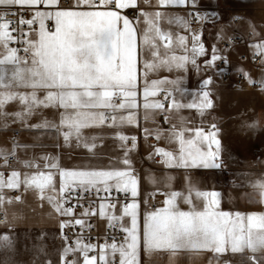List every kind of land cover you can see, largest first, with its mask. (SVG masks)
Masks as SVG:
<instances>
[{
	"label": "snow or ice",
	"instance_id": "1",
	"mask_svg": "<svg viewBox=\"0 0 264 264\" xmlns=\"http://www.w3.org/2000/svg\"><path fill=\"white\" fill-rule=\"evenodd\" d=\"M141 3L147 8H141ZM176 6L195 9L196 0H155L154 5L152 0H0V116L29 129L50 130L62 137L64 145L94 154L101 137L89 135L87 130L138 126L140 107L144 109V120L161 115L166 124L170 121L168 114L182 108H197L201 113L212 108L210 91L201 93L198 104L183 103L175 94L182 92L180 79H148L150 72L161 69L186 70L189 64L200 69L197 57L205 54L200 35L192 31L188 54V37L174 36L163 27L165 20L169 25L174 23L165 10ZM125 10H135L138 16L130 19ZM189 15L196 22L205 18L198 10ZM176 22L188 30L185 17H177ZM139 23L144 25L142 29H138ZM174 44L185 54L177 56ZM252 47L255 56L264 57V42ZM218 60L227 63L213 48L204 64L214 67ZM224 71L217 69L218 73ZM141 79L142 105L138 102ZM212 82L208 77L202 87L207 89ZM249 82L256 83L250 77ZM9 104L18 105L19 110L6 111ZM48 108L59 112L58 122L42 118L39 123H28L40 110ZM211 127L214 131L207 133L202 128L176 125L171 129L157 128L154 133L144 129L146 138H164L179 146L178 153L155 147L149 158L160 157L168 168H220V140L216 125ZM186 131L193 135L186 136ZM114 135L125 149L122 163L126 167L122 169L62 168L52 157L44 156L40 158L43 170L32 160L25 161L24 167L36 171L21 173L13 169L7 177L0 172V215L7 217L9 205L23 203V195L7 196L5 190L23 188V192L32 191L40 201H47L54 214L73 217L60 221L61 232L79 226L81 235L74 242L63 235L60 264H141V251L151 259L158 252L174 256L181 250H210L217 254L247 251L252 253V264H260L255 254L264 253V213L221 211L219 193L215 191L195 190V196L203 201L201 209L192 205V189L187 194L176 190L160 193L165 196L163 207L145 214L141 234L139 179L128 159V152L136 148V138L120 131ZM19 147L14 143L8 152L0 150V160L6 168H11ZM252 187L259 190L264 201V180L253 182ZM121 195L131 201L125 202L117 215L114 210ZM89 197L92 203L100 201L98 209L91 205L85 208L80 203ZM180 199L192 205L190 210H181ZM76 207L83 209L81 218L75 217ZM96 215L105 218L110 228L118 227L125 234L123 239L118 241L113 236L110 242L97 245L84 238L82 232L91 224L83 217ZM125 217L130 218V225L124 223ZM10 245L8 236L0 237V247Z\"/></svg>",
	"mask_w": 264,
	"mask_h": 264
},
{
	"label": "crops",
	"instance_id": "2",
	"mask_svg": "<svg viewBox=\"0 0 264 264\" xmlns=\"http://www.w3.org/2000/svg\"><path fill=\"white\" fill-rule=\"evenodd\" d=\"M258 4L260 8L249 13L245 17L243 12L238 11L231 23L220 26V13L215 8L212 0H197L199 12L204 19L200 23L192 25L186 7L176 6L166 9L168 17L174 20L169 25L165 20L163 27L170 30L174 36L185 35L188 37V48L190 54L192 31L200 35V42L205 48V54L197 57L196 67L189 64L187 69H176L169 71L161 69L148 74L149 80L180 79L182 92L175 93L183 103H199L200 95L207 90L211 93L213 107L205 109L202 113L197 108H182L179 111L169 113L170 121L167 127L160 123L161 115L144 120V109L137 110V121L133 125H124L117 129L102 128L87 130L89 135L101 137L97 141L95 153H89L84 148L64 145L63 139L58 134L45 129H29L20 122L12 123L0 116V150L8 152L13 144H19L13 167L7 170L0 160V172L5 177L15 169L21 173L36 171L35 168L24 167L25 161H36L43 170L44 161L41 157H52L62 168H125L122 163L125 149L121 142L115 138L116 131L123 132L129 137L136 138V148L128 152V159L133 174L139 179L140 204L138 225L143 232L144 216L156 208L163 207L165 196L163 192L180 191L187 194L189 189L193 190L192 205L197 209L203 207L202 199L195 196V190L215 191L219 193V210L242 213H264V201L258 189L252 187L253 182L264 180V92L248 90L245 88H234L223 84L221 74L215 71L217 64L224 62L218 60L214 67H207L204 64L212 55L213 48L221 57L225 58V64L233 73H241L249 81L251 80L264 85V57H260V63L256 66L253 62L255 49L252 45L264 42V0ZM153 5L155 0H152ZM141 8L147 5L141 3ZM126 12L128 10H125ZM127 14V13H126ZM242 15V21L235 24L236 16ZM129 17L130 19H136ZM177 17H185L188 22V30L184 25L176 22ZM142 29V23L137 24ZM253 28L255 32H253ZM238 35L241 41L229 49H222L219 46L220 40H228ZM139 41V38H138ZM140 42L143 49L142 41ZM173 48L177 56L185 52L178 44ZM143 56L141 57V77H143ZM208 77L212 78V84L207 89L202 87V81ZM143 79H141V94L138 102L143 104L142 95ZM166 87L171 88V85ZM19 110L16 104H9L6 111L15 112ZM42 118L49 121H59V112L55 108L42 109L37 115L30 118L28 123H39ZM216 125L217 138L220 140V168H168L160 157L150 159L149 155L153 148L163 147L168 151L178 153L179 146L168 139L149 142L145 137L144 129L153 133L157 128L171 129L172 125L184 129L202 128L205 133L214 131L212 125ZM255 124L254 127L249 125ZM18 133V135H16ZM186 136H192V132L186 131ZM215 146L213 145V149ZM168 177L172 179L169 181ZM57 187L59 177L57 175ZM159 190V191H157ZM7 196L23 195V203L9 205V215L0 222V237L8 236L11 242L10 247H0V264H60V253L65 246V240L59 223L61 220H72L71 216L61 217L54 214L47 201H40L32 192L20 190H5ZM150 202L154 203L149 208ZM43 205V206H41ZM190 204L183 199L178 200L181 210H190ZM122 206L114 211L117 215ZM111 214V213H109ZM76 218H81L75 213ZM86 221L88 217H83ZM99 231L102 232L108 221L99 215L94 216ZM124 223L130 225V218L125 217ZM64 231V230H63ZM106 241H92L93 244H103ZM99 249H97V252ZM96 253H90L93 255ZM252 253L244 252L233 254L230 251L217 254L210 250L193 252L181 250L176 255L170 256L167 252L153 254L151 259L147 258L143 251L140 253L141 264H230L231 257H250ZM256 257L264 256V253H256ZM118 261V257H117Z\"/></svg>",
	"mask_w": 264,
	"mask_h": 264
},
{
	"label": "built area",
	"instance_id": "3",
	"mask_svg": "<svg viewBox=\"0 0 264 264\" xmlns=\"http://www.w3.org/2000/svg\"><path fill=\"white\" fill-rule=\"evenodd\" d=\"M199 11V7L197 5V0H196V8H187V12H188V16H189V21L192 25H196L198 23H200V21L196 22L193 21L192 16L189 15V13H192L194 11ZM136 12L135 10H128L126 13L129 17H135L136 16ZM235 24H239L242 21V15L236 16L235 18ZM241 41V37L238 35H235L231 38H229L228 40H220L219 42V46L222 49H229L232 48L234 45H236L237 43H239ZM22 47V46H21ZM23 55V53H21ZM253 62L256 66L259 65L260 63V56H253ZM224 69L225 71L220 73L221 74V78H222V82L225 85L228 86H232L234 88H245L248 90H257V91H262L264 92V86H262V83L256 82L254 83H250L243 74L241 73H233L231 72L228 67L225 65L224 62H220L219 64H217L215 71L217 72V69ZM218 73V72H217ZM159 98H163L162 95ZM160 123L163 127H167L168 125L166 123H164L163 121V117L161 116L160 118ZM16 135H18V133H16ZM149 142H154V138L153 137H148L147 138ZM15 159L11 160V168L13 167ZM11 168H6L7 170H10ZM92 197L86 198L85 200L80 201V203H82L84 205L85 208L89 207V205H91L92 208L98 209V205L100 203L99 200H96L95 203H92ZM119 202L117 203V207L119 206H123V204L125 202H130L131 198H128V201H125V198L121 195L118 197ZM73 203H76V201H73ZM116 207V208H117ZM149 208H153L154 207V203L150 202ZM83 209H81L80 207H76L74 209V213H80ZM4 220V218L2 216H0V222H2ZM87 222L89 224H91V228H85L82 232V235L84 238H86L87 240H90V242L92 241H98V242H103V241H107L110 242L111 238L113 236L116 237V239L118 241L123 239V236L125 235L123 232L119 231V228H110L108 226V224L106 225V227L104 228V230L102 232L99 231L97 222L95 221L94 216H90L88 217ZM66 234L69 238H70V242H74L75 239L77 238L78 235H81V229L79 228V226H75V227H71V228H65L63 231V235Z\"/></svg>",
	"mask_w": 264,
	"mask_h": 264
},
{
	"label": "rangeland",
	"instance_id": "4",
	"mask_svg": "<svg viewBox=\"0 0 264 264\" xmlns=\"http://www.w3.org/2000/svg\"><path fill=\"white\" fill-rule=\"evenodd\" d=\"M215 8L220 13L219 25L224 26L232 22L234 16L238 11H245V17H249V13L260 8L258 4L262 3L261 0H212ZM257 259L260 264H264V256H258ZM230 264H252L249 257H231Z\"/></svg>",
	"mask_w": 264,
	"mask_h": 264
}]
</instances>
